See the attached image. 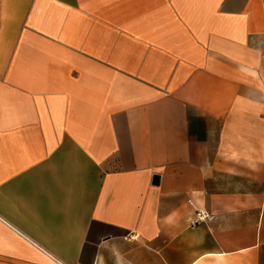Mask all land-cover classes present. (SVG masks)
Returning <instances> with one entry per match:
<instances>
[{
  "label": "crops",
  "instance_id": "obj_1",
  "mask_svg": "<svg viewBox=\"0 0 264 264\" xmlns=\"http://www.w3.org/2000/svg\"><path fill=\"white\" fill-rule=\"evenodd\" d=\"M0 264H264V0H0Z\"/></svg>",
  "mask_w": 264,
  "mask_h": 264
},
{
  "label": "built area",
  "instance_id": "obj_2",
  "mask_svg": "<svg viewBox=\"0 0 264 264\" xmlns=\"http://www.w3.org/2000/svg\"><path fill=\"white\" fill-rule=\"evenodd\" d=\"M189 204H191L190 201H188ZM214 220V215L207 213L203 210H196L194 213V218L193 220L190 222V225L193 226H198L202 223L205 222H210Z\"/></svg>",
  "mask_w": 264,
  "mask_h": 264
},
{
  "label": "water",
  "instance_id": "obj_3",
  "mask_svg": "<svg viewBox=\"0 0 264 264\" xmlns=\"http://www.w3.org/2000/svg\"><path fill=\"white\" fill-rule=\"evenodd\" d=\"M153 183H154V184L158 183V177H157V176H154V177H153Z\"/></svg>",
  "mask_w": 264,
  "mask_h": 264
}]
</instances>
